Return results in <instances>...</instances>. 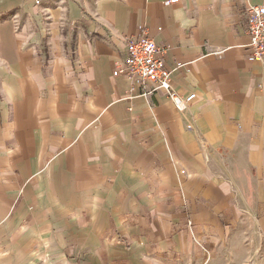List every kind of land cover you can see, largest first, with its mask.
Returning a JSON list of instances; mask_svg holds the SVG:
<instances>
[{"label": "crops", "instance_id": "crops-1", "mask_svg": "<svg viewBox=\"0 0 264 264\" xmlns=\"http://www.w3.org/2000/svg\"><path fill=\"white\" fill-rule=\"evenodd\" d=\"M252 4L0 0V264H264ZM142 30L184 110L112 74Z\"/></svg>", "mask_w": 264, "mask_h": 264}, {"label": "built area", "instance_id": "built-area-1", "mask_svg": "<svg viewBox=\"0 0 264 264\" xmlns=\"http://www.w3.org/2000/svg\"><path fill=\"white\" fill-rule=\"evenodd\" d=\"M244 12L249 38L247 56L264 67V4L248 5ZM144 33L142 30L139 35L123 37L125 56L116 61L112 74L129 78L132 92L139 89L142 94L147 95L154 90L164 89L176 109L184 110L195 97V93L181 94L172 88L170 69L163 58L165 48ZM187 223L190 225L191 221L188 220Z\"/></svg>", "mask_w": 264, "mask_h": 264}]
</instances>
